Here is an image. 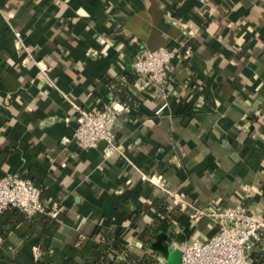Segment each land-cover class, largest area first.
Returning <instances> with one entry per match:
<instances>
[{
	"label": "crops",
	"instance_id": "crops-1",
	"mask_svg": "<svg viewBox=\"0 0 264 264\" xmlns=\"http://www.w3.org/2000/svg\"><path fill=\"white\" fill-rule=\"evenodd\" d=\"M182 46L161 112L131 62ZM105 104L120 113L130 164L105 157L104 143H69L76 110ZM8 173L44 185L64 211L6 228L0 264H122L143 253L159 262L158 237L144 252L143 232L157 229L171 246L212 236L210 219L171 213L170 194L264 216V0H0V178ZM107 241L127 251L98 258Z\"/></svg>",
	"mask_w": 264,
	"mask_h": 264
},
{
	"label": "built area",
	"instance_id": "built-area-1",
	"mask_svg": "<svg viewBox=\"0 0 264 264\" xmlns=\"http://www.w3.org/2000/svg\"><path fill=\"white\" fill-rule=\"evenodd\" d=\"M15 36L17 44L23 47L21 36L17 32ZM183 48L186 46L139 51L131 62V69L137 75L141 88L151 89L164 101L161 112L168 106V92L174 84L171 74L173 62L183 54ZM191 53V48L187 47L185 58L190 57ZM29 59L35 62L32 56ZM41 74L48 77L46 68H41ZM76 119L78 125L69 143L83 151L97 149L104 143L105 157L118 154L130 164L117 142L115 131L120 125V113L113 105L77 109ZM140 173L151 185L164 189L160 178ZM170 195L173 198L172 205L168 207L171 213L176 207L181 210L189 208L194 221L208 218L213 230L212 236L204 241L196 240L188 245L172 244V249L181 253V264H260L258 255L264 248V216L260 212L244 204L232 208H221L217 203L198 207L181 194ZM248 197H251L249 193L246 195ZM10 207L20 209L28 218L42 214L53 220H58L64 211L61 202L43 197L31 178L8 173L0 178V213ZM159 219L167 221L169 218L160 216ZM159 264L167 263L161 258Z\"/></svg>",
	"mask_w": 264,
	"mask_h": 264
},
{
	"label": "trees",
	"instance_id": "trees-1",
	"mask_svg": "<svg viewBox=\"0 0 264 264\" xmlns=\"http://www.w3.org/2000/svg\"><path fill=\"white\" fill-rule=\"evenodd\" d=\"M134 77L137 78V76H134ZM34 183L41 190L42 196L47 198L44 195L45 193H47V191L45 190V186L44 185L41 186V184H39L35 181H34ZM167 207L168 206H166V208H165V206H163V208L160 209V212H161L162 216H164V217H167V215H168ZM38 217H42V218L44 217V218L49 219L48 216L42 215V214H37L31 218H28L26 216V214L18 208H13V207L7 208L6 210H4L3 212L0 213V237L4 236L5 229L8 228L9 226H11L12 224L20 223L23 220H29V219H32V221H33V220H36ZM158 235H159V230H157V229H154L153 232H150V230L143 232V234L141 235V241H143V243H144V248H143L144 252H146V249L148 248V246L150 244H152L153 241L156 240ZM104 243H105V245H102L101 249H97V247L94 248V253H96L98 258L102 257V259H105L106 258L105 256L107 255V253L109 251H112V253L115 255H117L116 252L119 253V252H126L127 251V248L123 245H121L122 247L118 248L119 251H117L114 247L116 245V243H113L112 245L109 244L108 241L104 242ZM155 254L156 253H143L142 255H140V254H137V255L127 254L126 260L123 261L122 264H130V263H133V264H158L159 262L156 259L157 254H156V256H155ZM258 256H259L260 264H264V248Z\"/></svg>",
	"mask_w": 264,
	"mask_h": 264
},
{
	"label": "water",
	"instance_id": "water-1",
	"mask_svg": "<svg viewBox=\"0 0 264 264\" xmlns=\"http://www.w3.org/2000/svg\"><path fill=\"white\" fill-rule=\"evenodd\" d=\"M151 248L168 262V264H181V254L177 250H173L171 245L167 242V235L162 233L158 236L156 242Z\"/></svg>",
	"mask_w": 264,
	"mask_h": 264
},
{
	"label": "rangeland",
	"instance_id": "rangeland-1",
	"mask_svg": "<svg viewBox=\"0 0 264 264\" xmlns=\"http://www.w3.org/2000/svg\"><path fill=\"white\" fill-rule=\"evenodd\" d=\"M178 255H180V254H178Z\"/></svg>",
	"mask_w": 264,
	"mask_h": 264
}]
</instances>
